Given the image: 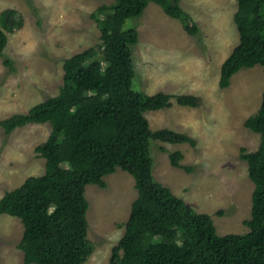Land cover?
I'll return each instance as SVG.
<instances>
[{
    "label": "trees",
    "instance_id": "obj_1",
    "mask_svg": "<svg viewBox=\"0 0 264 264\" xmlns=\"http://www.w3.org/2000/svg\"><path fill=\"white\" fill-rule=\"evenodd\" d=\"M149 2L178 19L188 34L198 27L180 0H113L91 13L99 43L63 61V81L55 96L33 105L26 113L0 120L8 133L27 122L50 124L46 140L34 151L44 159L41 175L28 176L0 198V215L17 217L23 226L18 247L25 264H82L93 251L87 239L88 184L105 186L103 177L116 168L134 180L136 198L124 232L111 249L110 264H264V89L255 113L244 126L259 135L256 150L240 148L253 184L250 217L245 233L220 235L209 214L197 212L155 179L150 155L152 140L195 145V139L170 128L151 130L144 115L172 105L197 107L193 94H145L132 89L136 70L132 50L138 40L135 26ZM239 42L221 62L218 86L256 64L264 71V0H236L233 14ZM23 26L15 9L0 12V57L7 33ZM10 65V59L3 60ZM161 150L164 151L161 146ZM183 153H168L172 167L182 165Z\"/></svg>",
    "mask_w": 264,
    "mask_h": 264
},
{
    "label": "rangeland",
    "instance_id": "obj_2",
    "mask_svg": "<svg viewBox=\"0 0 264 264\" xmlns=\"http://www.w3.org/2000/svg\"><path fill=\"white\" fill-rule=\"evenodd\" d=\"M113 0H0V12L15 9L23 26L7 33L0 57V120L55 96L63 81L64 59L99 43L91 13ZM198 27L191 35L178 19L149 2L135 26L138 40L132 50L135 77L131 87L145 94H193L197 107L172 105L144 112L151 130L170 128L195 139L188 143L152 140V172L159 182L197 212L209 214L220 235L245 233L250 217L253 184L240 148L254 151L259 135L244 126L255 113L264 89L261 65L244 67L226 88L218 86L221 62L239 42L233 21L236 0H180ZM11 64H3L4 59ZM50 124L27 122L6 133L0 125V198L26 177L41 175L44 159L34 151L46 140ZM161 146L164 151L161 150ZM183 153L182 165L172 167L168 153ZM105 186L88 184L87 239L93 251L82 264H110L112 247L136 198L133 177L120 168L103 177ZM23 226L17 217L0 215V264H25L18 247ZM32 264V263H31Z\"/></svg>",
    "mask_w": 264,
    "mask_h": 264
}]
</instances>
